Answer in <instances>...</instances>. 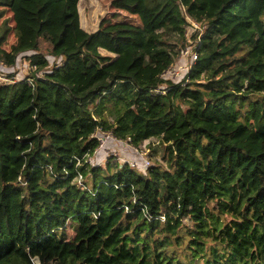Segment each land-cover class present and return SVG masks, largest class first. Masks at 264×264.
Listing matches in <instances>:
<instances>
[{
  "label": "trees",
  "instance_id": "1",
  "mask_svg": "<svg viewBox=\"0 0 264 264\" xmlns=\"http://www.w3.org/2000/svg\"><path fill=\"white\" fill-rule=\"evenodd\" d=\"M79 2L0 0L15 36L1 47L4 19L0 60L35 66L32 84L0 85V264H264V0H111L116 17L169 7L174 22L94 32ZM187 18L204 27L197 59L164 79ZM100 129L159 139L165 165L87 163Z\"/></svg>",
  "mask_w": 264,
  "mask_h": 264
},
{
  "label": "rangeland",
  "instance_id": "2",
  "mask_svg": "<svg viewBox=\"0 0 264 264\" xmlns=\"http://www.w3.org/2000/svg\"><path fill=\"white\" fill-rule=\"evenodd\" d=\"M111 0H80L78 5V10L80 13V22L81 26L87 30L88 32H94L99 28V25L101 23L102 19H106V21L109 22H115L116 19L120 20H127L134 24H141V22H145L147 24H150L155 29H158L159 31L163 30L165 28L166 24H170L174 22V19L169 11V7H163L158 8L155 11H144L140 16H130L123 12H120V16L116 17L117 13H119L117 10L113 9L110 5ZM4 19H8L7 24L9 26V31L6 35V38L4 42L1 44V47L8 50L10 46L15 42V36L12 30L13 23L11 21V13L8 10H5V14L0 19V26ZM187 23L185 27V34L183 39H179L178 37L172 38V44L177 51L175 62L172 64V68H178L181 64L185 66H190L191 64H194L192 62V55H190V52L196 53L195 46L197 42L199 41V38L201 36V32L204 30L203 24L198 22H193L192 20L187 18ZM49 45L41 40V52L45 55L48 54ZM183 51V53H181ZM110 56H114V54H110L106 52ZM51 59V58H50ZM194 60V59H193ZM53 63V61H52ZM33 68H31V64L29 63L28 58L26 57H18L15 64L11 66L9 71H12L10 73H13L16 75V78L22 79L23 77L30 75L33 71ZM5 71V70H4ZM171 71H174V69H171ZM7 72V71H5ZM185 71L178 70V74L166 73L163 78L169 79L172 81H184L186 78ZM106 118L109 121H112V118L110 115H107ZM159 139L150 138L148 140L143 141L139 146L134 147L132 145H128L127 143H121L119 144V150L117 152L113 151L115 150L113 147L105 149V145L103 148V152L100 155L97 156V154H93L88 159V163L91 165H96L99 167H105V165L110 162H118V163H125L130 162L132 160H137L140 167L137 169H144L146 167L143 166L142 159L138 157L137 154H139L141 151L148 154L150 158V164H154L156 162L161 163L162 165H165L164 162H162V156H163V150L162 145L159 143ZM113 149V150H112ZM132 150V151H131ZM113 151V153L111 152ZM133 152V153H132ZM133 154L134 156H131ZM101 157V159H99ZM84 179H81V183L83 184ZM76 183H79L76 181ZM80 184V183H79ZM15 210V208H14ZM15 216L17 214L15 213ZM76 223H73L72 227L69 226L66 229V233L68 236V239L72 238L74 234ZM35 263H38V259L35 260Z\"/></svg>",
  "mask_w": 264,
  "mask_h": 264
},
{
  "label": "built area",
  "instance_id": "3",
  "mask_svg": "<svg viewBox=\"0 0 264 264\" xmlns=\"http://www.w3.org/2000/svg\"><path fill=\"white\" fill-rule=\"evenodd\" d=\"M181 53H183V51H181ZM190 55H192L193 59H192V62L195 63L196 59H197V54L196 53H192L190 52ZM192 65L191 64L190 66H185L184 64L180 65L178 68H172V67H169L166 72L163 74V76L168 72L170 73H174V74H178V70H181V71H185L184 73H187L189 72V70L192 68ZM10 67L7 66L2 60H0V85H10L12 83H15L17 82L18 78H16V75H14L13 73H10L12 71H9L7 69H9ZM31 68H33L32 70L35 71V66H32L31 65ZM171 69H174V71H171ZM7 72H5V71ZM31 71V72H33ZM37 74H40L39 71H36ZM26 77V76H25ZM23 77V78H25ZM27 80L30 84H32V78L31 77H28L27 76ZM155 93H161V94H165L166 90L163 88V87H160V88H157V89H154L153 90ZM95 137L97 138L98 140V146L96 148V150L94 151V154L97 153L98 151L102 150L104 148V145L105 143L109 140V139H113L115 140L116 142H119V143H127L125 141H122V140H119V139H116L111 132H104V131H101L98 130L96 133H95ZM93 155V154H92ZM138 157H140L142 159V163H143V166L144 167H148L150 166V158L148 156L147 153L141 151L139 154H137ZM87 163H88V159L90 158V155H85L82 157ZM75 160H76V165H80L81 164V159L79 157H75ZM128 162V161H127ZM130 164L131 167H134V168H137V167H140L139 164H138V161L137 160H132L130 162H128ZM90 164V163H89ZM82 175L81 174H78L77 177H76V181L79 182L77 184L79 185H82L83 184L80 182L81 179H82ZM35 260L34 259V263H35ZM35 264H41L39 261L38 263H35Z\"/></svg>",
  "mask_w": 264,
  "mask_h": 264
},
{
  "label": "crops",
  "instance_id": "4",
  "mask_svg": "<svg viewBox=\"0 0 264 264\" xmlns=\"http://www.w3.org/2000/svg\"><path fill=\"white\" fill-rule=\"evenodd\" d=\"M119 144H121V143H119V142H116L115 140H113V139H109L106 143H105V149H107V147L108 148H114L115 150H113V151H115V152H117L118 150H119ZM117 150V151H116ZM113 151H111L112 153H113ZM103 152H106V151H103V149L102 150H100V151H98L96 154H97V156L98 155H100L101 153H103ZM100 156H102V155H100ZM99 159H101V157L99 158Z\"/></svg>",
  "mask_w": 264,
  "mask_h": 264
}]
</instances>
